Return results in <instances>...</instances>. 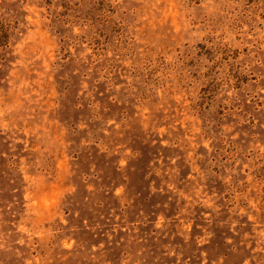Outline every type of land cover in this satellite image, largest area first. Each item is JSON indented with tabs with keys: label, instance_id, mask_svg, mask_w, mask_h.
<instances>
[{
	"label": "rangeland",
	"instance_id": "obj_1",
	"mask_svg": "<svg viewBox=\"0 0 264 264\" xmlns=\"http://www.w3.org/2000/svg\"><path fill=\"white\" fill-rule=\"evenodd\" d=\"M0 264H264V0H0Z\"/></svg>",
	"mask_w": 264,
	"mask_h": 264
}]
</instances>
